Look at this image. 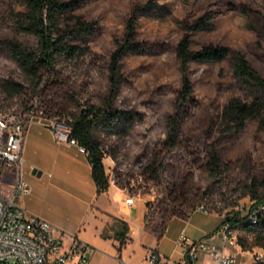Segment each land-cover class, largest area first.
<instances>
[{"label":"rangeland","instance_id":"374dc122","mask_svg":"<svg viewBox=\"0 0 264 264\" xmlns=\"http://www.w3.org/2000/svg\"><path fill=\"white\" fill-rule=\"evenodd\" d=\"M73 1L71 13L86 21V27L72 20L64 31L65 39L80 47L87 45L100 59L62 61L58 67L71 79L85 83L90 100L100 108L106 106L113 82V107L122 115L111 125L98 123L93 129L105 150L102 161L108 178L130 193H139L151 208L163 195L169 177L164 175L156 186L145 182L142 171L154 143L164 135L168 123L174 122L184 143L215 155L220 168L227 161L235 167L211 176L193 168L195 184L212 194L206 202L208 209L223 213L242 207L241 213H246L252 203L248 185L253 177H264V118L241 123L227 111L226 104L246 95L262 99L253 82L241 79L234 68L237 56L243 55L264 75V0ZM9 7L23 8L18 0H0V84L7 78L26 84V74L10 55V40L32 46L35 38L15 29L7 16ZM130 14L134 17L128 25ZM198 17H204L205 25L194 28ZM184 34L192 48L212 42L227 46L229 51L218 60L183 64L174 48ZM126 36L132 46L110 81L106 59ZM184 74L191 82L190 103H180L176 96ZM0 105L18 111L21 103L5 98L0 89ZM185 160L184 150L173 149L166 171L184 173ZM7 177L1 171L0 195L11 189ZM235 234L248 242L252 239L241 229Z\"/></svg>","mask_w":264,"mask_h":264},{"label":"trees","instance_id":"16d2710c","mask_svg":"<svg viewBox=\"0 0 264 264\" xmlns=\"http://www.w3.org/2000/svg\"><path fill=\"white\" fill-rule=\"evenodd\" d=\"M18 1L23 8L9 7L8 19L17 31L32 35L35 43L29 46L15 38L10 40V55L26 74L27 83L23 84L10 78L3 79L0 84L1 92L5 98L18 100L21 103L19 108L21 112L67 122L71 127L70 136L84 147L88 156L96 190L102 192L108 188L110 179L102 161L105 150L94 136L93 129L98 123L104 126L111 125L122 115L113 107L115 97L113 82L106 106L100 108L90 100V91L85 83L71 79L58 67V63L62 61L69 64L83 62L86 59L92 61L100 59V56L93 53L87 45L80 47L65 39L64 31L72 20L86 27V21L71 13L73 0ZM133 17L134 14L129 15L128 25ZM203 25H205L204 17H198L192 27ZM127 37L116 45L106 59L110 81L119 68L121 57L132 46L131 38ZM174 51L179 61L184 64L189 60H218L227 55L229 49L225 45L212 42L192 48L189 36L184 34L176 42ZM234 69L241 79L249 83L253 82L262 99L248 95L235 97L226 104L227 111L241 123L248 119L264 118V75L243 55L237 56ZM191 89L189 77L186 74L182 75L176 95L180 103L192 102ZM0 109H2L1 105ZM175 148L184 150L187 166V171L184 173L172 174L166 171V160ZM220 164L215 155L184 143L179 128L174 122L168 123L164 135L154 143L150 158L142 171L145 174V182L156 186L160 185L164 175L168 174L169 177L163 195L153 201L151 208L150 202L146 203L145 227H149L154 217L158 215L160 217L158 236H160L166 220L170 217L186 218L198 205L208 208L206 202L212 198V194L195 184L193 168L208 176L221 175L222 171L235 169L229 161L225 162L223 168H220ZM248 193L252 203L246 213L242 214L240 209L219 213L224 214V219L228 220L232 227L241 229L246 235H252L250 242L246 237L237 235V241L242 247L257 245L264 249V212L258 213L257 222L252 223L248 220L249 213L256 206L264 205V177L258 180L253 177L248 185ZM114 221L119 225V229L114 234L121 245L125 241L128 226L124 220L115 218Z\"/></svg>","mask_w":264,"mask_h":264},{"label":"crops","instance_id":"0c3cea01","mask_svg":"<svg viewBox=\"0 0 264 264\" xmlns=\"http://www.w3.org/2000/svg\"><path fill=\"white\" fill-rule=\"evenodd\" d=\"M22 156V175L30 191L16 195V202L27 212L52 223L65 243L75 236L90 244L94 250L89 264H119L121 260L143 264L148 249L178 257L176 241L181 232L191 239L205 237L220 243L213 233L222 216L213 209L195 208L186 218L170 217L160 236L158 215L145 227V199L112 180L106 190L97 192L87 154L74 144L56 141L40 118H34L26 127ZM1 171L12 184L9 170L0 166ZM11 191L12 186L2 196H9ZM129 196L132 202L127 203L125 198ZM115 218L128 226L121 245L114 234L119 229Z\"/></svg>","mask_w":264,"mask_h":264},{"label":"built area","instance_id":"2783aa9c","mask_svg":"<svg viewBox=\"0 0 264 264\" xmlns=\"http://www.w3.org/2000/svg\"><path fill=\"white\" fill-rule=\"evenodd\" d=\"M34 118L45 121L56 141L74 144L85 152L84 147L70 136L71 127L67 122L0 109V166L13 175L11 194L0 195V264H89L94 250L90 244L75 236L65 243L52 223L27 212L15 200L16 195L30 191V185L22 175V151L26 127ZM125 202H132V196L126 197ZM196 208L209 210L203 205ZM262 211L263 205L256 206L248 220L257 222V215ZM221 216L213 233L220 243L205 237L191 239L181 232L176 241L178 257L148 249L143 264H263L264 249L257 245L242 247L237 241L236 229L224 219V214ZM119 264L129 263L121 260Z\"/></svg>","mask_w":264,"mask_h":264}]
</instances>
